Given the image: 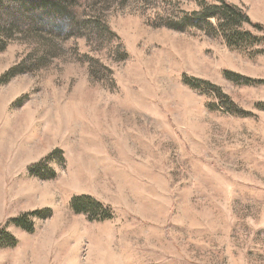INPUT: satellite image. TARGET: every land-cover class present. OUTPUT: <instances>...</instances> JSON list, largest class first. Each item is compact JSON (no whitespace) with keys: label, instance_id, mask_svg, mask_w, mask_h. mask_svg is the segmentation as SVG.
Returning <instances> with one entry per match:
<instances>
[{"label":"rangeland","instance_id":"1","mask_svg":"<svg viewBox=\"0 0 264 264\" xmlns=\"http://www.w3.org/2000/svg\"><path fill=\"white\" fill-rule=\"evenodd\" d=\"M227 1H5L0 264H264V0Z\"/></svg>","mask_w":264,"mask_h":264},{"label":"trees","instance_id":"2","mask_svg":"<svg viewBox=\"0 0 264 264\" xmlns=\"http://www.w3.org/2000/svg\"><path fill=\"white\" fill-rule=\"evenodd\" d=\"M5 1H9V0H0V11H9V8L6 4ZM221 1V6H217V9H220V11L222 12L221 14H224V18H226L227 20V15H231V14H235L238 16H241L243 20L248 21V22H252L250 19V16L247 14V12L241 8L240 6L230 3L227 0H220ZM15 2L18 4L17 5V9H21L22 10H26L27 13H32L35 10H39V11H46L47 9H52V8H58L60 5H62L63 3L67 4V5H71L74 3V0H63V3H61V0H15ZM216 6V5H213ZM210 9V10H209ZM214 9H216V7H207L206 10H203L201 12H199L197 15L201 16V15H209L212 14L214 11ZM25 12V11H24ZM12 15V14H11ZM9 15V16H11ZM7 16V15H6ZM9 16H7V18H9ZM19 17V16H18ZM18 17H14L12 19V22L10 23V21H6V23H10L11 26L15 27L19 25V19H17ZM12 18V17H10ZM6 20V19H5ZM10 25L6 26L7 28H12ZM255 26L259 27V28H263L264 29V25L260 24V23H254ZM1 44V41H0ZM5 47V45L3 47H0V50L3 49ZM227 97L229 98V96L227 95ZM35 167V166H34ZM89 198V197H88ZM88 198H76L73 202L74 207L76 208V210L78 212L83 211L82 207H81V201L83 199H88ZM90 199V198H89ZM91 200V199H90ZM93 201V200H91ZM96 204H101L97 201H94ZM16 222L25 226L26 228L27 225L24 223L23 224V219H16Z\"/></svg>","mask_w":264,"mask_h":264},{"label":"clouds","instance_id":"3","mask_svg":"<svg viewBox=\"0 0 264 264\" xmlns=\"http://www.w3.org/2000/svg\"><path fill=\"white\" fill-rule=\"evenodd\" d=\"M46 163H47V165H48L49 167H54V166H56L57 161H55V160L53 159V160H49V161H47Z\"/></svg>","mask_w":264,"mask_h":264}]
</instances>
